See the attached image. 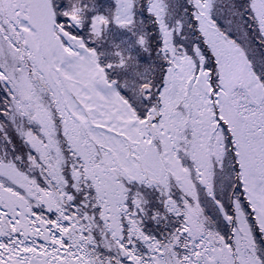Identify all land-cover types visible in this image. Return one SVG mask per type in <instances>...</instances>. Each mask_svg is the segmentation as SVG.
Segmentation results:
<instances>
[{
	"label": "snow or ice",
	"instance_id": "1",
	"mask_svg": "<svg viewBox=\"0 0 264 264\" xmlns=\"http://www.w3.org/2000/svg\"><path fill=\"white\" fill-rule=\"evenodd\" d=\"M0 264H264V0H0Z\"/></svg>",
	"mask_w": 264,
	"mask_h": 264
}]
</instances>
